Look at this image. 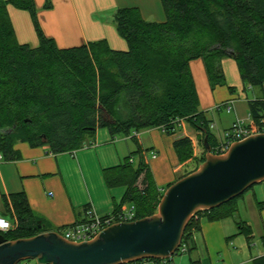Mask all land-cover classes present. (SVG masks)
Masks as SVG:
<instances>
[{
  "label": "trees",
  "instance_id": "16d2710c",
  "mask_svg": "<svg viewBox=\"0 0 264 264\" xmlns=\"http://www.w3.org/2000/svg\"><path fill=\"white\" fill-rule=\"evenodd\" d=\"M159 3L165 17L163 22L145 21L135 8L116 11L114 27L127 45L125 51H118L111 49L105 40L59 49L42 32L34 0H0L3 159L18 158L13 150L16 143L48 146L55 154L69 153L89 144L97 129H106L112 138L130 137L150 129L175 135L180 123L199 135V143L206 135L213 147L217 139L210 129L212 120L199 109L189 69V63L198 59L203 62L212 90L226 87L222 61H234L243 88L261 93L247 100L251 124L244 125H254L262 131L264 0H159ZM8 6L30 15L36 46L18 43ZM227 89L233 93L232 87ZM173 148L179 163L194 158L188 137L175 139ZM204 155L202 151L198 165L204 161ZM134 157L138 158L136 165L132 163ZM102 175L108 188L125 189L112 214L124 204L133 207V221L157 212L164 191L155 184L139 149L120 165L104 169ZM241 197L216 209L198 211L191 217L182 238L187 252L201 224L233 217ZM3 208L2 215L13 217L17 223L4 235L8 241L49 231L31 210L23 192L10 194L8 201L3 197ZM259 208H264L263 202ZM236 227L238 234L251 243L250 225L240 221ZM53 232L62 234L61 229ZM261 239L264 245V236ZM177 255L180 254L173 256ZM251 264H264V254Z\"/></svg>",
  "mask_w": 264,
  "mask_h": 264
},
{
  "label": "crops",
  "instance_id": "0c3cea01",
  "mask_svg": "<svg viewBox=\"0 0 264 264\" xmlns=\"http://www.w3.org/2000/svg\"><path fill=\"white\" fill-rule=\"evenodd\" d=\"M34 3L42 32L47 38L54 40L59 49L105 40L111 49L125 51L127 45L114 27V15L121 8L137 9L145 21L165 20L159 0H34ZM7 11L18 43L36 46L37 38L30 15L12 6H8ZM189 69L200 111L221 112L218 116V130H228L237 120L246 125L251 124L247 104L246 112L243 113L238 106L239 98L228 90H223L227 87L218 86L212 91L207 90L206 94L204 92L205 95L199 93L196 76H206L200 59L190 62ZM225 104L232 106L229 113L225 110ZM228 115H232L230 124L226 120ZM211 120L214 128L217 127L214 116H211ZM192 131L187 124L181 123L175 135H167L160 129H150L136 133L134 137L112 138L106 129H97L89 144L79 150L59 154L53 153L48 146L31 147L27 143H16L13 150L18 158L3 159L0 162V214L4 209L3 197L8 201L10 194L18 192L25 194L33 213L52 232L55 229L63 232L82 221L84 212L89 207L99 216L112 214L125 189L108 188L102 171L120 165L125 157L139 149L155 184L165 191L166 186L183 177L187 166L197 163L202 154L201 150L194 148L193 159L184 163H179L177 159L173 148L174 140L179 137L192 140V136L197 135L194 131L192 135ZM129 139L136 142V147ZM135 161L137 164V157L132 159L133 165H136ZM193 170L187 169V173ZM247 201L250 215L241 217V206L246 205ZM262 202L264 203V186H259L258 192L253 190L248 198L237 201V216L217 222H203L185 256L131 264H251L255 258L264 254L261 239L264 236V208H259V203ZM130 207L124 204L120 209ZM240 221L257 232L260 248L251 250V244L238 234L236 222Z\"/></svg>",
  "mask_w": 264,
  "mask_h": 264
},
{
  "label": "water",
  "instance_id": "95a60500",
  "mask_svg": "<svg viewBox=\"0 0 264 264\" xmlns=\"http://www.w3.org/2000/svg\"><path fill=\"white\" fill-rule=\"evenodd\" d=\"M202 144L204 161L163 192L152 216L112 224L81 243L52 231L12 241L0 235V264H131L169 259L196 212L216 209L264 182V132L231 144L222 155L212 152L206 135Z\"/></svg>",
  "mask_w": 264,
  "mask_h": 264
},
{
  "label": "built area",
  "instance_id": "2783aa9c",
  "mask_svg": "<svg viewBox=\"0 0 264 264\" xmlns=\"http://www.w3.org/2000/svg\"><path fill=\"white\" fill-rule=\"evenodd\" d=\"M231 109L232 106L230 104H225V110L228 113L231 111ZM210 129H214L213 124L210 125ZM262 132H264V129L262 131L257 130L254 125L246 127L243 121L237 120L232 124L230 131L224 132L222 137H216L217 141L212 147V152L216 155H222L227 152L231 144L242 141L250 135ZM132 136H136V133H134ZM1 161H3V156L0 152V162ZM133 216V207H130L126 210L120 209L116 213L109 214L107 216H99L92 207H89L85 210L84 219L82 221L66 228L60 235L64 239L74 243L87 242L93 240L100 231L112 224L133 221ZM15 227L16 223L11 222L7 217L0 214V235L4 236L5 234L12 231ZM186 252L187 246L181 242L175 254L183 255Z\"/></svg>",
  "mask_w": 264,
  "mask_h": 264
},
{
  "label": "rangeland",
  "instance_id": "374dc122",
  "mask_svg": "<svg viewBox=\"0 0 264 264\" xmlns=\"http://www.w3.org/2000/svg\"><path fill=\"white\" fill-rule=\"evenodd\" d=\"M119 38V37H118ZM221 67H222V71H223V74H224V77H225V84H226V87H232L234 90H233V93H230L229 91V93L230 94H232L234 97H236V98H239V101H238V106H240L241 107V111L243 112V113H245L246 112V110H245V106H246V100H251V99H253L254 98V96L255 95H261V93L258 91V90H250V89H244L243 88V85H242V82H241V80H240V76H239V73H238V70H237V67H236V65H235V63H234V61H232L231 59H224L223 61H222V65H221ZM204 76V75H203ZM199 77V76H196V81H197V86H198V90H199V93L202 95L204 92H205V94H206V92H207V90L208 91H212V89H211V87H210V85H209V82L207 81V78H206V76H204V77ZM223 87H225V86H222V88ZM223 90H228L227 88L225 89V88H223ZM205 94H203V95H205ZM223 112H224V110H223ZM222 112V113H223ZM225 114V113H224ZM221 115V112L220 113H217V112H210V113H207V116H208V118L209 119H211V116H214L215 117V120H216V124H217V127H215L214 129H212V132H213V134L216 136V137H222V134L225 132V130H218V126H219V123H218V116H220ZM231 118H232V115H228L227 116V124H230V120H231ZM231 127H232V125H231ZM230 127V128H231ZM194 133H193V131H192V135H193ZM199 135H196L195 137L194 136H192V140H191V142H192V148L194 149H199V150H201V151H204V148H203V145H202V143H199L198 142V140H197V137H198ZM93 138V137H92ZM89 140V139H88ZM129 141L136 147V145H135V143L136 142H133L131 139H129ZM199 143V144H198ZM193 152H194V150H193ZM129 156H127V157H125L123 160H122V163L128 158ZM136 162L137 161H135V163L134 164H136ZM200 165V164H199ZM199 165L197 164V163H194V167L192 166V165H188L187 166V169L189 170L190 168H193L194 170L195 169H197L198 167H199ZM187 169L184 171V172H186L185 173V175H187V174H189V173H191V172H189V173H187ZM193 170V171H194ZM184 175V176H185ZM262 183H259V184H257V185H254L253 187H251L250 189H248L244 194H242L241 196V198H248V196L250 195V193L254 190V192H258L259 191V186H264V184L263 185H261ZM240 198V199H241ZM10 208V207H9ZM11 209V208H10ZM248 210H249V203H248V201H247V203H246V205H242L241 206V209H240V212H239V215L241 216V217H249V213H248ZM0 212H1V209H0ZM10 212L12 213V210H10ZM157 213V212H156ZM237 214H238V212H236ZM235 213V214H236ZM2 214H3V212H2ZM234 214V216H237V215H235ZM233 216V217H234ZM11 222H14V223H16V220L13 218V217H11V216H6ZM243 222V221H242ZM16 225H17V223H16ZM107 228V227H106ZM255 232V231H254ZM253 232V230H252V235H253V237H252V240H251V243H248V244H251V247H250V249L252 250H254V249H256L257 247H259L260 248V246H261V242H260V239H259V236H258V234H257V232H255L254 233ZM180 256H182V255H177V256H173L174 258H180ZM183 256H185V255H183ZM31 263H35L34 261H31Z\"/></svg>",
  "mask_w": 264,
  "mask_h": 264
}]
</instances>
